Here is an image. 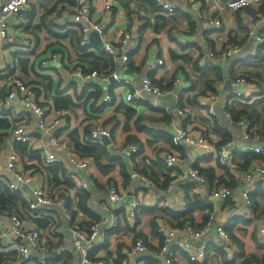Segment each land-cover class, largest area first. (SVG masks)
<instances>
[{"label":"crops","instance_id":"crops-1","mask_svg":"<svg viewBox=\"0 0 264 264\" xmlns=\"http://www.w3.org/2000/svg\"><path fill=\"white\" fill-rule=\"evenodd\" d=\"M194 1L197 4H194ZM225 1L192 0L183 4L177 14L167 18L160 14V8L150 0H109L108 2L95 0L92 16L102 24L104 33L102 37L98 33L102 39L100 42L94 41V38L91 37V33L97 31L90 33L92 45L88 53L92 54L91 61L100 62L101 58L98 55L100 48L104 50V41L117 44L124 29L139 27V34L136 33L138 40L132 42L134 51L130 57V70L122 72L121 57L118 55L114 58L115 69L120 72L119 74L125 81L122 83L113 82L114 101L109 105L100 106L99 99L96 101L94 97L86 101L85 94L79 97L75 88L66 91L59 89L60 80L63 82L62 72L68 64L67 61L62 63L60 70L55 71H38L37 69L35 71L34 66H31L35 59L44 58L52 50L58 48L66 50V57L70 63L82 61L86 65L79 53L78 43L73 40L75 31L72 17L63 10L62 3L58 0L46 5L38 2L31 5L26 13L29 22L23 28L24 33L20 35L19 40H23V36H26V41L29 40V37L32 38V47L21 51L13 48V54L7 55L8 60L16 63L14 72L24 81L37 84V93L43 99L55 102V105L56 102H59L60 106L64 102V98L72 99H70V106L73 107L74 122L77 126L72 129L74 131L72 137L78 139L79 142L84 143L83 140L88 138L91 128L108 125L114 128L113 142L115 144L114 146L106 145L112 157L101 160L102 170L98 167L91 173L81 171L82 178L87 183V188L84 191L88 194L86 205L90 211L95 210L96 213L106 211L107 200L102 189L105 188L107 182H114L121 190L128 191L130 194L135 193L129 176V171L132 169L140 172L146 171L158 180L156 186L145 189L142 193L149 206L143 207L136 227L132 228L125 213H122L118 228L108 232L109 236L104 250L112 264H160L159 260L153 258V254L163 243V237L156 230L155 220L157 217L169 215L170 222L173 225H178L179 220L174 217V213H180L177 211L180 202L178 191L173 195L165 193L167 187L165 176L169 178L171 174L168 173L165 163L158 159L163 153L172 151L187 155L188 146L184 142L179 144L173 142L177 128H188L194 133L203 132L210 141L223 142L228 139H238L242 143L239 127L225 118L221 108L223 100L230 97L234 90L230 80L239 73L249 75L258 82L261 92H264V45L257 47L255 39L248 34L244 26L246 14L249 11L254 12L255 21L264 35V9H261L259 13L252 8L239 12L219 9L217 3ZM262 3L264 0L260 2L259 6H262ZM214 17L220 19L222 27L206 30L203 25L204 19ZM229 40L238 43L241 47L240 51L230 58L216 57ZM94 44H97V47ZM155 51H158L165 64L150 72L146 60ZM28 58H30V64L28 63L25 68H22L20 61H25ZM90 64H88L89 67ZM178 74L184 77L183 86L176 83ZM146 75H149L154 83L165 89L167 94L175 93L177 108L186 107L187 114L179 115L175 111L177 108L171 110L167 104H161L154 99L153 95L142 92L147 100L142 101V105L136 110L137 116L142 117L140 126L145 128L140 130L135 122L136 118H128L125 106L120 104L125 103L122 100L127 90L133 88L141 90L142 77ZM71 83L75 86L73 81ZM0 90H3L1 86ZM104 90L105 88H103ZM212 96H217V99L213 105L216 115L211 120L206 116V105L213 100ZM150 101L167 105L170 112L165 111L162 107H153ZM180 103L183 106L180 107ZM263 105L264 95L256 103L235 105L234 110L238 112L244 109H257L262 114L261 118L264 119ZM0 117L9 119L12 124L10 128L0 130V159L2 163L0 174L7 173L5 169L7 152L19 153V167L23 172L33 175L36 181H43L48 190L68 189L72 195L70 200L76 219L89 222L90 213L78 204L81 197L80 191H77L74 183L70 184L66 178V164L71 165L67 154L59 153L62 161L55 163L59 166H54L53 170L48 169L49 174L47 173V175L45 174L46 169L55 164L46 165L44 157L40 153L36 151L33 154L22 153L15 145L16 143L13 150L10 149L13 119L28 122L34 127L37 122L35 115L29 113L24 119H21L15 111L11 110L0 114ZM256 123L264 128L261 120ZM129 137H135L139 143L129 141ZM73 143L75 144V140ZM130 144L138 145V152L130 155L122 151L121 148ZM28 147L31 149L29 145ZM71 166L76 167L75 165ZM202 168L209 179L219 177L223 172L211 157L206 159ZM55 181L62 183L56 184ZM185 190L188 203L193 202L196 206L190 214L191 221L203 224L207 219V209L202 206L204 204H202V195L196 194L191 184L186 185ZM21 196L26 200L28 197L32 198L31 189L27 187ZM157 203L164 206H154ZM41 210L46 211L48 215L38 217L36 212L31 213L28 207H24L22 202L18 201L14 208L0 209V222L8 224L14 215L20 216L27 228H38L42 232L44 242L50 250L49 261L53 264H77L80 261V255L73 247L71 223L63 211L57 205L43 207ZM245 225L254 227L247 222H238L234 233L243 243L246 255L253 254L259 259H263L264 246L258 244L254 229L252 235L245 234L243 230ZM230 226L232 225H229L228 228ZM245 230L247 231V228ZM138 236L146 239L148 249L142 255L133 254L130 257L127 252ZM235 244L237 247L235 255L222 249H219L222 252L218 251L217 247H210L207 259L201 263H191L176 246H172V248L178 256L176 264H242L244 258L237 256L242 251L235 241L233 247ZM251 247H258L259 251L254 252ZM33 254L35 257L38 256V253L33 252ZM51 256L55 259L50 260Z\"/></svg>","mask_w":264,"mask_h":264},{"label":"built area","instance_id":"built-area-1","mask_svg":"<svg viewBox=\"0 0 264 264\" xmlns=\"http://www.w3.org/2000/svg\"><path fill=\"white\" fill-rule=\"evenodd\" d=\"M53 1L57 0H0V76L2 77L0 86L3 89L0 90V111L5 114L6 111L13 110L21 119L33 113L37 121L34 127L28 122L13 119L10 149L13 150L17 142L26 143L33 151L44 157L45 164L48 166L62 161L59 153L67 154L71 165L76 167L66 164V178L75 183L77 191L82 192L87 188V183L82 178L81 171L91 173L98 169V166L93 158L80 155L73 143L71 132L77 127L74 122L73 107L62 105L57 107L55 102L43 99L37 93V84L28 83L20 78L14 72L16 63L7 58L8 54H13V48L21 51L32 47V38L29 37L26 41V36H23L24 39L19 40L20 35L24 33L23 28L29 22L26 13L31 5L36 2L46 5ZM58 1L62 3L63 10L71 15L74 31L80 36V45L85 47V52L80 51V55L88 53L92 45L90 33L97 31L101 37L104 33L102 24L92 16L95 0ZM150 1H154L160 8V14L168 18L177 14L183 4L192 0ZM261 1L226 0L224 3L218 2L217 5L219 9L233 12L252 8L259 13ZM194 4L197 2L194 1ZM254 16L255 13L249 11L244 18V26L248 34L255 39L258 47L264 45V35ZM203 25L206 30L222 27L218 17L204 19ZM137 32L139 34V27L126 28L121 33L117 44L104 41V51L108 57L113 59L118 55L121 57L122 72L130 70V57L134 51L132 42L138 40ZM240 49L238 43L229 40L216 57L230 58ZM64 61L68 64L63 69V82L60 80L59 89L66 91L75 88L77 95L82 97L84 93L93 91V87L98 83H103L105 90L99 99L100 106L109 105L114 101L115 91L111 88L113 82L125 81L116 69L108 68L102 72L98 69L85 71V64L82 61L70 63L66 57V50L61 48L52 50L44 58L35 59L33 63L35 71L36 69L55 71L61 69ZM146 61L150 72L165 64L158 51L151 53ZM71 81L75 83V86ZM184 82L183 75L178 74L176 83L183 86ZM230 84L234 89L233 93L223 100L221 108L225 118L239 127L242 143L238 139H228L223 142L210 141L203 132L194 133L191 129L178 127L173 136V142L175 144L184 142L188 146L187 155L172 151L159 156L158 160L165 163L168 173L171 174L165 193L173 195L176 191L179 192L180 203L177 211L183 213L189 209L185 190L188 184L193 185L195 193L201 194L203 203L208 205V217L203 224L186 220L181 225H173L169 215L156 218V230L163 237V243L153 254V258L159 260L160 264H176L178 256L172 246L182 251L191 263L204 262L210 247H218L235 255L237 247L236 244L233 247L234 240L227 226L239 220L249 221L254 226L256 240L260 246H264V215L256 212L254 199L259 186L264 192V128L247 114L236 115L234 112L235 105L256 103L263 97L264 92H261L257 81L243 73L235 75L230 80ZM141 87V90L135 88L127 90L122 102L138 110L142 101L147 100L142 92L155 96L168 93L154 83L149 75L142 77ZM212 97L213 100L206 105V116L211 120L216 115L213 105L217 96ZM150 102L153 107H162L170 112L167 105H161L156 101ZM187 110L186 107H181L175 111L179 115H184L187 114ZM113 130L114 128L109 125L91 128L83 144L90 145L97 142L105 144L103 141L105 137L110 140L107 146H114ZM121 149L130 155L139 150L136 144H130ZM7 154L5 163L7 173L0 174V188H8L13 192L24 194L29 187L32 191V198H27L29 211L36 212L38 217L48 215L46 211L41 210L43 207L59 206L71 223V241L80 255V261L77 264H112L104 250L108 232L118 228L122 213H125L131 227H136L139 214L143 207L148 205L142 193L145 189L156 186L158 181L145 172L132 169L129 171V176L135 193L130 194L128 191L121 190L114 182H107L102 189L107 200V209L105 212L97 213L93 210L97 217L90 218L87 222L76 219L70 208L72 195L68 189L48 190L43 181H36L33 175L23 172L19 167V153L8 151ZM252 155L257 156L253 158ZM209 157L222 168V176L209 179L203 172L202 164ZM154 206L163 207L164 205L157 203ZM147 249L146 239L138 236L130 245L127 254L130 257L133 254L142 255ZM0 250L4 253L15 251L18 254V260H9L3 264H53L49 261L50 250L44 242L40 229L27 228L24 220L18 215H14L8 224L0 222ZM33 252L38 253V256L35 257ZM251 264H264V259L252 261Z\"/></svg>","mask_w":264,"mask_h":264},{"label":"trees","instance_id":"trees-1","mask_svg":"<svg viewBox=\"0 0 264 264\" xmlns=\"http://www.w3.org/2000/svg\"><path fill=\"white\" fill-rule=\"evenodd\" d=\"M68 3H71L70 1H67ZM154 2V1H152ZM154 4H156L154 2ZM260 9H264V3H262V6H260ZM75 42L78 43V50L79 51H82V52H85V47H82L80 45V36L77 35V32L75 31L74 32V39H73ZM96 45L97 47V44H94ZM98 55V54H97ZM92 56L91 53H84L81 57L85 60L86 62V65L84 66V69L85 71H87L88 69H98L99 71H104L105 69H108V68H112V69H115V64H114V59L111 58V57H108L105 53L104 50H102L100 48V53L98 56H100V62H96L97 60H90V57ZM20 59H24V58H20ZM21 62V67L22 68H25L26 65H28V63L30 64V58L26 59L25 61H20ZM90 62H92L90 64ZM88 64H90L91 66L89 67ZM31 66H34V63L31 64ZM35 67V66H34ZM2 79V77L0 76V80ZM103 83H98L97 85H95L93 87V91L92 92H86L84 93L85 96H84V99L86 101H88L90 98L94 97L95 100L97 101L98 99H100V96L103 92ZM112 90H113V86L111 87ZM167 89V88H166ZM71 98H64V102L62 103V106H70L71 105ZM73 102V101H72ZM120 105H124L125 106V113L126 115L128 116V118H136L135 122L136 124L138 125V128L141 130V129H145L144 127L140 126V121L142 120V117L141 116H137V111L135 108L125 104V103H121ZM56 106H60L59 105V102H56ZM180 107L183 106V104L180 103L179 105ZM123 107V106H121ZM262 110L264 112V105L262 107ZM236 115H240V114H247L253 121L255 122H260V120L262 121V124H264V119L261 118L262 117V114H260L257 109H251V110H242V111H234ZM168 116V115H166ZM12 126L11 124V121L7 118H2L0 117V130L1 129H6V128H10ZM74 132V131H72ZM71 132V136L73 135V133ZM166 137V136H164ZM73 140H75V146H76V149L77 151L80 153V155L82 156H88V157H91L94 159V161L96 162L97 166L101 169V160L102 159H108V158H111V154H110V151L108 150L107 146L101 142H97V143H94V144H90V145H86V144H83L81 142H79L78 139H76L75 137H72ZM129 141H135L136 143H139V141L135 138V137H129L128 138ZM15 145H17L18 149L22 152V153H35L32 149H29L28 145L26 143H16ZM21 153V154H22ZM23 155V154H22ZM257 155H252L253 158H255ZM251 158V157H250ZM160 161V160H159ZM161 164V163H159ZM54 166H59L58 164H55L53 166H50L46 169V172L45 174H49L48 172V169L50 170H53L54 169ZM102 170V169H101ZM142 172H145L147 173L146 171H142ZM47 174V175H48ZM149 174V173H147ZM58 179V178H57ZM223 179V178H222ZM56 184H61L62 182H57L55 181ZM68 182L70 184H73L74 182L72 180H69L68 179ZM169 182V178H167L165 176V185H167ZM66 183V181H65ZM67 185V183H66ZM74 186H75V183H74ZM80 200H79V206H81L85 211H88V213H90V217L91 218H94V217H97V215L95 213H93L92 211H90V209H88L87 207V202H88V194L85 192V191H82L80 192ZM254 199H255V210L258 214L260 215H264V209H261V206H262V202H264V192L262 190V187L259 186L257 191L255 192L254 194ZM18 201H21L22 202V205L24 207H28L29 208V204H28V201L26 199H23L21 194L19 192H13L11 190H9L8 188L6 189H3L2 187L0 188V209H9V207H16L17 205V202ZM71 202V200H70ZM202 204H203V201H202ZM203 208H206L208 209V205L206 204H203L202 205ZM195 203L191 202L189 203V206H188V210L183 212V213H179V214H175L174 213V217L176 219L179 220V222L177 223L178 225H181L183 221H186V220H190L191 221V216L190 214L192 213V210L195 208ZM71 210H72V207L70 206ZM261 210H260V209ZM206 217H208V213H206ZM241 223V222H247V224H251L249 221H237L236 223L234 224H230L232 226H230L228 228L227 226V229L228 231L231 233L232 235V238L235 242H237L239 244V247H240V250L242 251V253L238 254L237 256H239L240 258H244V260L242 261V264H251L252 261H261L262 259H259L256 255H253V254H250V255H246L245 253V249H244V245L243 243L239 240L237 234L234 233L235 231V226H237V223ZM255 232V230H254ZM220 248L217 247V250L218 251H221L219 250ZM222 252V251H221ZM209 253V252H208ZM246 255V256H245ZM55 258H53V256H51V259L50 260H53ZM207 259V258H206ZM264 259V258H263ZM9 260H18V254L15 252V251H12L10 253H4L0 250V264H3V263H6L7 261ZM51 262V261H50Z\"/></svg>","mask_w":264,"mask_h":264},{"label":"water","instance_id":"water-1","mask_svg":"<svg viewBox=\"0 0 264 264\" xmlns=\"http://www.w3.org/2000/svg\"><path fill=\"white\" fill-rule=\"evenodd\" d=\"M91 37H93L94 38L93 40L97 41V42H100L102 40L100 35L98 34V32H92ZM153 97L159 103L167 104L171 110H175L177 108L175 93H170V94H166V95H159V96L153 95ZM103 141L105 142L106 145L110 143V140L105 138V137L103 138Z\"/></svg>","mask_w":264,"mask_h":264},{"label":"rangeland","instance_id":"rangeland-1","mask_svg":"<svg viewBox=\"0 0 264 264\" xmlns=\"http://www.w3.org/2000/svg\"><path fill=\"white\" fill-rule=\"evenodd\" d=\"M52 86V85H51ZM260 209V208H259ZM261 209H264V202H262V206H261ZM260 209V210H261ZM247 228V231L245 230ZM253 229L255 230V228L253 227L252 228V226H250V225H245V227L243 228V230L245 231V234L246 235H252V233H253ZM255 233V232H254ZM251 249H252V251H256V250H258L259 251V248L257 247H255V248H253V247H251ZM255 249V250H254Z\"/></svg>","mask_w":264,"mask_h":264}]
</instances>
